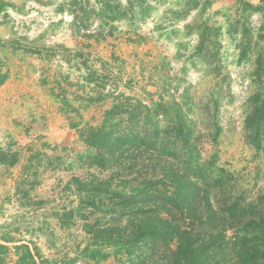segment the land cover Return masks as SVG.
<instances>
[{
  "label": "rangeland",
  "instance_id": "374dc122",
  "mask_svg": "<svg viewBox=\"0 0 264 264\" xmlns=\"http://www.w3.org/2000/svg\"><path fill=\"white\" fill-rule=\"evenodd\" d=\"M63 2L43 57L21 61L30 71H0L12 80L0 90V264H92L94 229L129 216L116 189L132 197L147 177L156 183L160 160L184 168L195 158V172L236 196L264 194V139L257 145L246 129L264 94V0L257 9L240 0ZM171 104L193 128L188 146L144 143L95 162L91 130L110 123L143 137L173 121ZM115 106L122 114L108 116ZM161 132L159 141L172 139ZM208 184L221 201L219 184ZM114 252L100 264H128Z\"/></svg>",
  "mask_w": 264,
  "mask_h": 264
},
{
  "label": "trees",
  "instance_id": "16d2710c",
  "mask_svg": "<svg viewBox=\"0 0 264 264\" xmlns=\"http://www.w3.org/2000/svg\"><path fill=\"white\" fill-rule=\"evenodd\" d=\"M240 1L250 9H257L260 5ZM5 80V77L0 79V84ZM255 100L246 120V129L253 141L260 145L264 139V94H258ZM175 106L173 121H168L164 129L159 123L151 124V129L145 130L143 137L138 131H132L133 128L118 133L116 124L110 123L91 130L85 142L99 151L95 162H107L106 154L112 155V160L117 155L123 157V149L144 143L155 148L159 142L163 151L167 147L165 142L172 140L175 146H188L193 128L180 117V105L171 104L170 107ZM164 107L156 104L155 114L163 112L164 115L167 111ZM114 109L107 115L123 112L120 106ZM160 132L172 139L159 141ZM106 150L109 153L102 152ZM158 163L154 172L156 183H149L147 177L136 189L133 188L132 197L116 189L122 200L120 207L123 210L129 208L126 211L129 216L125 223L118 215L113 223L94 229L92 242L85 249L88 252L86 258L92 264L107 260L111 254L104 253V250L111 247L115 249L114 254L125 257L128 264H264V194L251 200L236 196L231 190L233 187L222 183L220 178L214 181L209 175L195 172V158L184 168H176L167 161ZM208 181L219 184L218 188L223 190L221 201L210 195ZM134 197L142 198L136 202L138 206L133 204Z\"/></svg>",
  "mask_w": 264,
  "mask_h": 264
},
{
  "label": "crops",
  "instance_id": "0c3cea01",
  "mask_svg": "<svg viewBox=\"0 0 264 264\" xmlns=\"http://www.w3.org/2000/svg\"><path fill=\"white\" fill-rule=\"evenodd\" d=\"M243 1L252 5L261 2V0ZM64 4L63 0H0V63L4 61L7 65L1 67L0 64V71L31 70L21 61H32L38 53L43 57V44L46 42L49 44L45 36L51 27L58 26L55 22L63 17ZM17 23L23 26L18 32L15 30ZM58 38L52 36L49 39L59 43ZM10 81L11 78L9 80L7 78L1 84L0 90L6 88Z\"/></svg>",
  "mask_w": 264,
  "mask_h": 264
},
{
  "label": "built area",
  "instance_id": "2783aa9c",
  "mask_svg": "<svg viewBox=\"0 0 264 264\" xmlns=\"http://www.w3.org/2000/svg\"><path fill=\"white\" fill-rule=\"evenodd\" d=\"M21 27H23V26L17 23V24L15 25V30L18 32V31L20 30Z\"/></svg>",
  "mask_w": 264,
  "mask_h": 264
}]
</instances>
